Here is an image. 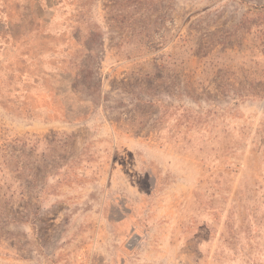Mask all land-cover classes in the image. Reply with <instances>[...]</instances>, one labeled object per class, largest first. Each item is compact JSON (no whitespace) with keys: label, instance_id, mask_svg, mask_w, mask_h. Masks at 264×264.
I'll return each instance as SVG.
<instances>
[{"label":"rangeland","instance_id":"rangeland-1","mask_svg":"<svg viewBox=\"0 0 264 264\" xmlns=\"http://www.w3.org/2000/svg\"><path fill=\"white\" fill-rule=\"evenodd\" d=\"M0 264H264V0H0Z\"/></svg>","mask_w":264,"mask_h":264}]
</instances>
